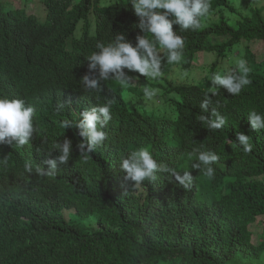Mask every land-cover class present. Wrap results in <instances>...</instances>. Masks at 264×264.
<instances>
[{"label": "trees", "instance_id": "16d2710c", "mask_svg": "<svg viewBox=\"0 0 264 264\" xmlns=\"http://www.w3.org/2000/svg\"><path fill=\"white\" fill-rule=\"evenodd\" d=\"M8 1L16 9L10 10ZM130 2L0 0V89L18 75H48L79 89L37 32L61 29L56 45L69 55L60 51V59L66 54V59L86 61L99 51L97 43L111 42L119 34L135 46L144 32ZM210 2L215 12L238 14L234 0ZM250 12L235 23L222 14L206 26L209 10L199 29L173 25L185 46L178 63H167L162 53V74L174 68L195 74L185 83L165 78L151 82L137 72L136 85L107 80L102 89L114 100L112 119L104 128V144L87 160L78 148L83 140L79 129L62 126L79 118L85 99L74 103L49 93L35 103L41 126L30 142L0 145V264H262L264 130H252L247 114L264 113V17L262 10ZM236 51L251 69L252 83L235 96L220 86L209 112L217 109L227 124L210 129L199 120L204 114L200 104L212 86L211 76L223 74L228 68L221 65ZM205 55L216 59L204 66ZM146 86L158 89L150 100L143 93ZM168 102L173 116L158 114V106ZM238 132L251 137V152L243 151ZM65 140L71 141V156L65 163L57 161L53 170L48 161L61 154L53 143ZM141 147L169 169L189 172V187L159 170L152 180L126 179L119 158ZM196 149H212L219 156L211 165L213 177L205 175L202 164L193 168L200 163ZM26 163L40 167L44 175L26 172ZM90 220L95 225H88Z\"/></svg>", "mask_w": 264, "mask_h": 264}, {"label": "clouds", "instance_id": "9594fccd", "mask_svg": "<svg viewBox=\"0 0 264 264\" xmlns=\"http://www.w3.org/2000/svg\"><path fill=\"white\" fill-rule=\"evenodd\" d=\"M132 8L139 17L138 27L144 32L143 36L136 37V44L125 39L123 34H119L114 40L108 43H97L98 52H92L86 61L73 59L70 56L66 59L57 55L60 51L67 50L56 45L61 29H51L48 32L40 33L45 41L42 43L54 52L53 57L61 60L71 79H75L79 89H75L67 82H62L56 77L42 75L37 79L27 77H16L12 84L5 85L0 89V145L15 141V146L27 145L34 132L41 126L38 110L35 103L46 94H51L56 99H71L74 103L80 102V98L85 99V107L80 110L79 118L76 121H63L64 128H72L73 124L79 129L78 135L83 140L78 144L82 157L87 160L90 153L97 147L102 146L107 139V123L112 119L111 108L113 99L107 98L102 89L107 85V80L112 79L120 84L136 85L140 79L133 73L137 72L141 76L156 81L159 78L169 80L168 75L162 74V62L165 57L169 64L178 63L182 59L185 39L173 30V25H179L180 30H196L201 27L200 18L206 16L210 10V0H131ZM10 10L16 9L13 2L8 1ZM24 10L26 5L21 4ZM163 10V11H158ZM42 16H37V21L42 23ZM53 17V16H51ZM169 17H172L171 19ZM49 28L51 26H48ZM149 34H151L149 36ZM69 55V54H68ZM179 70L177 68L173 69ZM173 71V72H174ZM251 69L247 61L240 59L234 68L226 69L223 74L216 72L211 76V87L204 94V99L200 108L204 114L199 116V120L206 123L208 128L220 130L227 124L226 116L217 109H211L212 97L218 94L217 90L222 86L233 96L239 95L242 89L251 84L249 78ZM172 72V73H173ZM170 75V74H169ZM73 89V90H72ZM158 89L144 87L143 93L146 99H152L157 95ZM211 94V96L209 95ZM81 103V102H80ZM217 104L219 102L217 101ZM250 127L254 131L264 130V113L251 110L247 114ZM236 140L243 145V151H252L251 137L243 132L236 134ZM53 148L59 149L60 155L56 159H51L48 164L54 170L57 161L65 163L69 160L72 151L71 141L65 140L63 144L53 143ZM200 163L193 164V168L205 166V175L213 177L215 169L211 166L218 162L219 156L212 149L194 150ZM120 165L126 170V179H131L137 183L143 180L155 179L156 171L170 172L178 183L188 188L186 179H191L189 172L183 175L175 170L169 169L167 165L158 162L152 152L141 147L120 158ZM26 172L33 170L39 175H44L40 167H35L31 163L24 165ZM49 175H51L49 173Z\"/></svg>", "mask_w": 264, "mask_h": 264}, {"label": "rangeland", "instance_id": "374dc122", "mask_svg": "<svg viewBox=\"0 0 264 264\" xmlns=\"http://www.w3.org/2000/svg\"><path fill=\"white\" fill-rule=\"evenodd\" d=\"M210 13L208 17L205 19V25H211L213 23H216L219 19V16L222 14L229 19L230 22L235 23L239 20V18H242V16H250L251 9H259L262 10L263 12V17H264V0H234L233 2V7L237 10L238 14H234L229 12L228 10H225V12L221 11H214L213 4L210 2ZM242 15V16H241ZM214 55H205L201 57V64L206 66L210 65L214 60H215ZM242 59V56L239 51H236L235 55L231 56L226 62L221 65V67H226V68H234L235 64L238 60ZM195 74L191 73H183L181 70H175L173 73L168 75V79L170 81H175L179 84L187 82L188 78L192 79V77ZM153 82V80L151 81ZM173 110L174 107L172 106L171 103H166L164 105H160L157 108L158 114L161 115H167V116H173ZM262 181H264V178H261ZM68 214H71L68 212ZM72 218L73 215L71 214ZM88 225L92 226L95 225L94 220H90L88 222ZM262 264H264V256L262 258Z\"/></svg>", "mask_w": 264, "mask_h": 264}]
</instances>
